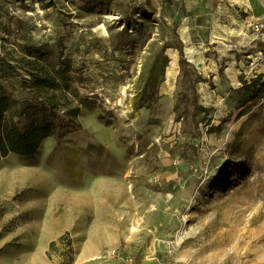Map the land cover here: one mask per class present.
<instances>
[{
    "label": "rangeland",
    "instance_id": "374dc122",
    "mask_svg": "<svg viewBox=\"0 0 264 264\" xmlns=\"http://www.w3.org/2000/svg\"><path fill=\"white\" fill-rule=\"evenodd\" d=\"M238 1L0 0V97L55 94L80 127L1 160L0 264H264V79L236 104L264 44L235 35L264 0Z\"/></svg>",
    "mask_w": 264,
    "mask_h": 264
},
{
    "label": "trees",
    "instance_id": "16d2710c",
    "mask_svg": "<svg viewBox=\"0 0 264 264\" xmlns=\"http://www.w3.org/2000/svg\"><path fill=\"white\" fill-rule=\"evenodd\" d=\"M34 53L37 54L38 51ZM160 57L161 55L157 56L154 62L157 63ZM168 61V58H165L160 68L154 65L149 70L140 91L134 98L135 108L157 102L158 88ZM182 61L185 63L184 60ZM263 79L264 75H258L250 82L243 81L242 88L237 91V94L244 93V96L236 101L239 107L254 95ZM31 81L33 85L30 87L38 92L45 88L54 89L57 85L50 77H39L33 74H31ZM29 99H16L8 95L0 97V162L9 154L34 157L46 139L54 137L60 141L68 133L80 129L72 118L59 111L55 94L49 98L35 97L36 105L33 107L28 104Z\"/></svg>",
    "mask_w": 264,
    "mask_h": 264
},
{
    "label": "built area",
    "instance_id": "2783aa9c",
    "mask_svg": "<svg viewBox=\"0 0 264 264\" xmlns=\"http://www.w3.org/2000/svg\"><path fill=\"white\" fill-rule=\"evenodd\" d=\"M253 26L254 38L255 40L259 41L261 44H264V17L255 23ZM99 264H106L110 260H115L116 262H123L127 264H133L130 259H123L117 249H110L104 255L99 257ZM147 264V263H143ZM153 264H177L174 261L164 260V261H157Z\"/></svg>",
    "mask_w": 264,
    "mask_h": 264
},
{
    "label": "crops",
    "instance_id": "0c3cea01",
    "mask_svg": "<svg viewBox=\"0 0 264 264\" xmlns=\"http://www.w3.org/2000/svg\"><path fill=\"white\" fill-rule=\"evenodd\" d=\"M238 6L241 9L242 12H248V10L251 9V6H249L248 4H246V0H239L238 1ZM264 17V12L262 14H260L256 19L252 18L251 16L248 18L249 21L245 22V24L243 25H239L240 30L236 32V36H239L241 34H243V31L245 30V28H248L252 25H254L255 23H257L259 20H261ZM241 24V22H239ZM260 59V56L257 58Z\"/></svg>",
    "mask_w": 264,
    "mask_h": 264
}]
</instances>
